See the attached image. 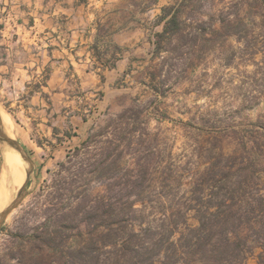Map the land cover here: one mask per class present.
<instances>
[{
  "label": "rangeland",
  "instance_id": "obj_1",
  "mask_svg": "<svg viewBox=\"0 0 264 264\" xmlns=\"http://www.w3.org/2000/svg\"><path fill=\"white\" fill-rule=\"evenodd\" d=\"M187 1L192 4L183 17L186 32L198 30L207 40L186 46L185 41H175L173 53L163 52L149 63L143 84L119 101V109L109 113L86 144L68 153L55 168L35 167L36 183H29L27 195L0 229V264H33L32 254L41 251L33 243L35 230L50 214L62 213L72 223L81 220L83 210L99 198L108 202L107 169L116 158L122 160L114 181L117 188L134 180L131 172L139 170L138 163L150 162V172L139 182L143 192L130 198L141 207L195 205L202 199L201 189L209 194L216 185L222 167L235 173L242 157L260 156L264 5L253 7L255 0ZM232 19L239 20L241 32L226 39L223 24ZM18 53V59L25 60L24 51ZM14 54L10 40L0 36V107L12 118L13 138L22 123L18 102L27 97L9 79ZM155 73L158 77L153 81ZM5 148L0 144V176ZM259 158L264 166V154ZM26 178L27 174L23 182ZM189 215L190 223L196 224L195 213ZM79 229L69 232L60 251L76 248L79 231L87 235L84 223ZM98 253L100 264L108 263L109 247ZM247 264L258 263L252 258Z\"/></svg>",
  "mask_w": 264,
  "mask_h": 264
},
{
  "label": "crops",
  "instance_id": "obj_2",
  "mask_svg": "<svg viewBox=\"0 0 264 264\" xmlns=\"http://www.w3.org/2000/svg\"><path fill=\"white\" fill-rule=\"evenodd\" d=\"M179 2L0 0V36L16 54L9 79L27 93L15 138L35 167L55 168L138 90L164 9Z\"/></svg>",
  "mask_w": 264,
  "mask_h": 264
},
{
  "label": "trees",
  "instance_id": "obj_3",
  "mask_svg": "<svg viewBox=\"0 0 264 264\" xmlns=\"http://www.w3.org/2000/svg\"><path fill=\"white\" fill-rule=\"evenodd\" d=\"M188 3L182 0L164 9V27L155 35L152 62L163 52L173 53L175 41H185L183 46H186L207 40L198 30L186 32L188 26L183 17L192 4ZM262 4L264 0H255L253 7ZM238 21H224L226 39L239 36ZM190 62H194L193 57ZM157 77L155 73L151 79ZM258 151L262 157L264 147H258ZM259 157L252 154L242 157L241 168L235 173L222 167L216 185L209 194H206L208 189H201L202 199L195 205L141 207L130 198L143 192L139 182L150 172V162L138 163L139 170L131 172L134 180L117 188L114 181L120 175L117 170L122 160L116 158L107 169L109 201L105 202L106 197L99 198L88 210H83L81 220L72 223L62 213L50 214L35 230L33 243L39 244L41 251L32 254L31 261L33 264H100L98 251L109 247V261L104 264H247L252 258L264 264V166ZM191 212L195 213L196 224L190 223ZM82 223L86 225L87 235L79 231L76 248L60 251L61 246L66 247L69 232L80 230Z\"/></svg>",
  "mask_w": 264,
  "mask_h": 264
},
{
  "label": "bare ground",
  "instance_id": "obj_4",
  "mask_svg": "<svg viewBox=\"0 0 264 264\" xmlns=\"http://www.w3.org/2000/svg\"><path fill=\"white\" fill-rule=\"evenodd\" d=\"M0 117L10 135L14 126L11 116L0 107ZM4 160L5 165L0 176V211L13 201L26 182H23L26 169L21 155L8 147L4 150Z\"/></svg>",
  "mask_w": 264,
  "mask_h": 264
},
{
  "label": "water",
  "instance_id": "obj_5",
  "mask_svg": "<svg viewBox=\"0 0 264 264\" xmlns=\"http://www.w3.org/2000/svg\"><path fill=\"white\" fill-rule=\"evenodd\" d=\"M0 144L3 147H10L16 150L21 157L23 158L25 169H26V182L23 185L22 189L19 191L17 197L0 213V229L4 225L7 218L15 211L24 197L27 195V187L29 183L32 181L33 184L36 183V176H35V165L33 160L31 159L28 152L23 148L20 142L11 137L4 128V125L1 121L0 117Z\"/></svg>",
  "mask_w": 264,
  "mask_h": 264
}]
</instances>
